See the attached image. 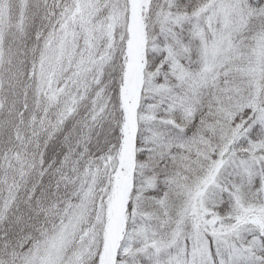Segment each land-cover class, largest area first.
<instances>
[{"label":"snow or ice","instance_id":"obj_1","mask_svg":"<svg viewBox=\"0 0 264 264\" xmlns=\"http://www.w3.org/2000/svg\"><path fill=\"white\" fill-rule=\"evenodd\" d=\"M0 264H264V0H0Z\"/></svg>","mask_w":264,"mask_h":264}]
</instances>
